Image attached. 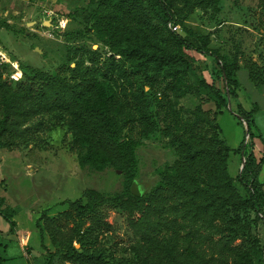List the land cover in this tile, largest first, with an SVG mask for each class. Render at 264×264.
I'll return each mask as SVG.
<instances>
[{
	"label": "trees",
	"instance_id": "16d2710c",
	"mask_svg": "<svg viewBox=\"0 0 264 264\" xmlns=\"http://www.w3.org/2000/svg\"><path fill=\"white\" fill-rule=\"evenodd\" d=\"M193 8L192 0H98L90 18L97 33L110 41L113 54L105 61L106 70L99 67L101 55H96L90 58L92 65L78 61L70 66L71 78L24 66L22 80L13 82L3 79L0 72V108L4 113L0 137H9L4 145L25 139L30 129L24 126L35 118L56 115L72 132L74 148L86 149L87 163L98 168L113 164L130 179L125 198H107L98 190L88 189L86 200L69 201L70 209L64 215L75 218V224L63 255L74 264H264V238L258 231L264 222V137L256 123L259 107L246 109L241 103L237 107L243 119L240 122L248 126L235 149L245 158L238 179L246 195L240 193L230 173L233 149L221 136L220 125L198 107L189 120H183L174 108L166 111L170 124L163 135L176 147L178 158L147 196H135L130 187L137 167L135 142L123 134L116 119L125 106L112 84L99 80V76L107 77L116 70L129 78L116 54L130 66L147 71L152 65L162 69L171 62L190 68L192 58L185 50H194L216 58L220 64L225 91L205 78L201 86L216 101L218 113H223L228 107L227 97H238L236 65L211 48L208 39L183 29L181 22ZM170 23L179 25L180 30L174 31ZM153 28L165 43L160 49L149 43L148 31ZM1 66L7 67L5 63ZM250 74L253 80H260L257 63H252ZM134 109L142 136L150 137L158 129L153 113L144 100ZM107 202L126 214L138 238L131 248L133 260L109 258L97 246L99 212ZM8 210L11 213L7 214ZM15 212L0 195V215L12 231L17 225ZM40 233L43 241L42 227ZM238 239L240 243H236ZM4 261L0 251V264Z\"/></svg>",
	"mask_w": 264,
	"mask_h": 264
},
{
	"label": "rangeland",
	"instance_id": "374dc122",
	"mask_svg": "<svg viewBox=\"0 0 264 264\" xmlns=\"http://www.w3.org/2000/svg\"><path fill=\"white\" fill-rule=\"evenodd\" d=\"M192 4L193 11L181 22L183 29L208 39L211 48L236 65L238 97H227L228 107L223 113H218L216 101L201 86L205 78L225 91L220 64L216 58L194 50H185L192 58L190 68L183 67L182 62H171L162 69L152 65L147 71L130 66L116 54L129 78L116 70L108 72L107 77L99 76V80L109 81L124 103V112L116 119L123 134L135 142L134 181L141 195L147 196L178 158L176 147L163 135V129L170 124L165 119L166 111L174 108L183 120H189L195 117L198 107L220 125L221 136L233 149L230 173L240 193L246 195L238 179L244 157L235 150L244 139L246 125L240 122L237 107L239 103L246 109L259 107L256 123L264 137V0H192ZM97 5L98 0H0L2 78L22 80L24 66L71 78L70 66H76L78 61L92 65L90 58L96 55H101L99 67L106 70L105 61L113 51L109 39L97 33L90 18ZM155 23L160 26L159 21ZM148 35L152 46L160 49L165 45L156 29H150ZM2 63L7 67H2ZM252 63L260 69L259 81L251 78ZM142 100L153 113L158 128L150 137L142 136L134 109ZM3 117L0 108V120ZM27 126L30 130L26 138L17 139L14 145H4L9 140L7 135L0 137V195L15 208L17 222L12 231L0 215L3 264H46L49 260L50 264H74L63 255L75 224V218L64 215L70 209L69 201L84 198L88 189L98 190L107 198H125L130 179L113 164L98 168L87 163L86 149L74 148L73 134L58 116L42 115L24 127ZM261 179L264 180V170ZM99 215L97 246L109 258L133 260L131 248L138 238L126 214L107 202ZM258 231L264 238V222ZM240 242L241 239L236 241ZM73 244L80 248L77 241Z\"/></svg>",
	"mask_w": 264,
	"mask_h": 264
},
{
	"label": "water",
	"instance_id": "95a60500",
	"mask_svg": "<svg viewBox=\"0 0 264 264\" xmlns=\"http://www.w3.org/2000/svg\"><path fill=\"white\" fill-rule=\"evenodd\" d=\"M229 105H230V104H229ZM240 118H241V120H243L241 116H240ZM245 125H246V130H247V129H248V126H247L246 123H245ZM244 163H245V158H244ZM244 163H243L242 168L244 167ZM131 191H132L133 194H135V195H137V196H140V195H141V191L139 190V187H138L136 181L132 183Z\"/></svg>",
	"mask_w": 264,
	"mask_h": 264
},
{
	"label": "built area",
	"instance_id": "2783aa9c",
	"mask_svg": "<svg viewBox=\"0 0 264 264\" xmlns=\"http://www.w3.org/2000/svg\"><path fill=\"white\" fill-rule=\"evenodd\" d=\"M170 27H172V29L174 31H179L180 30V26L179 25H173L172 23H170Z\"/></svg>",
	"mask_w": 264,
	"mask_h": 264
},
{
	"label": "crops",
	"instance_id": "0c3cea01",
	"mask_svg": "<svg viewBox=\"0 0 264 264\" xmlns=\"http://www.w3.org/2000/svg\"><path fill=\"white\" fill-rule=\"evenodd\" d=\"M263 170H264V169H263ZM263 170H262V171H263ZM261 173H262V172H261Z\"/></svg>",
	"mask_w": 264,
	"mask_h": 264
}]
</instances>
